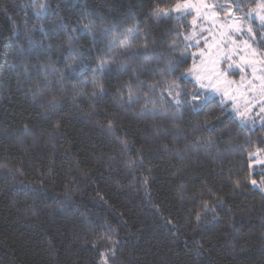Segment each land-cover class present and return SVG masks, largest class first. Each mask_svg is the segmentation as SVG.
<instances>
[{
    "label": "trees",
    "instance_id": "obj_1",
    "mask_svg": "<svg viewBox=\"0 0 264 264\" xmlns=\"http://www.w3.org/2000/svg\"><path fill=\"white\" fill-rule=\"evenodd\" d=\"M184 1L0 0V264H264V124L184 77Z\"/></svg>",
    "mask_w": 264,
    "mask_h": 264
},
{
    "label": "rangeland",
    "instance_id": "obj_2",
    "mask_svg": "<svg viewBox=\"0 0 264 264\" xmlns=\"http://www.w3.org/2000/svg\"><path fill=\"white\" fill-rule=\"evenodd\" d=\"M166 14L183 18L189 25L184 40L193 65L184 77L194 81L208 97H218L243 125L261 127L264 48L259 45H264V2L242 9L232 0H186ZM164 93L180 104L175 87ZM251 158L253 171L264 166L262 149ZM116 262L115 256L110 264ZM104 264H108V257Z\"/></svg>",
    "mask_w": 264,
    "mask_h": 264
},
{
    "label": "snow or ice",
    "instance_id": "obj_3",
    "mask_svg": "<svg viewBox=\"0 0 264 264\" xmlns=\"http://www.w3.org/2000/svg\"><path fill=\"white\" fill-rule=\"evenodd\" d=\"M249 32H251V29H249ZM97 70H103V65L99 66L98 69H93L94 72L97 71ZM177 95H179V93H177ZM198 96H199V92L194 93L193 94V97H192L193 101H195ZM177 104H179V101H177ZM252 184L255 185L256 184V181L253 180L252 181Z\"/></svg>",
    "mask_w": 264,
    "mask_h": 264
}]
</instances>
